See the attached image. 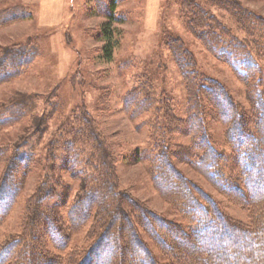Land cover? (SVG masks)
<instances>
[{
	"label": "rangeland",
	"instance_id": "1",
	"mask_svg": "<svg viewBox=\"0 0 264 264\" xmlns=\"http://www.w3.org/2000/svg\"><path fill=\"white\" fill-rule=\"evenodd\" d=\"M109 1L0 0V20L12 10L19 16L0 23V56L18 48L35 53L14 76L0 82V118L7 116L10 105L23 103L26 98L32 107L19 119L0 125V147L11 154L18 148L33 154L23 187L0 223V243L24 234L27 202L39 186H51L55 177L67 186L68 202L58 210L59 215L66 216L80 180L63 169L62 159L81 111L90 116L114 156L119 189L148 210L184 224L173 204L152 182L151 158L156 156L159 144L171 149L175 167L213 196L226 214L244 223L248 220L247 212L176 156L180 147L189 145L190 138L167 123L164 105L169 104L175 119L184 121L188 114V82L168 41L180 43L186 56L193 60L196 73L224 85L248 112L246 85L193 32L189 25L190 4H197L221 21L230 38L243 42L255 38L256 44L249 46H254L253 55L262 72L260 90H264V25L258 26L262 30L260 36L255 32L251 38L246 31L258 24L256 17L264 21V0H112L116 19L111 22L106 18ZM214 2H229L238 8L237 13L232 15ZM245 16L251 21L248 25L239 22ZM135 89L148 90L155 107L132 115L124 98ZM206 119L211 140L224 155H230L224 144L223 124L212 116ZM88 144L76 153L90 170L94 153L90 141ZM6 164L7 161H0V179ZM228 165H233L231 158ZM91 223L72 232L64 251L46 245L48 254L63 256L86 247ZM142 238L157 260L168 263L152 238L143 233Z\"/></svg>",
	"mask_w": 264,
	"mask_h": 264
},
{
	"label": "trees",
	"instance_id": "2",
	"mask_svg": "<svg viewBox=\"0 0 264 264\" xmlns=\"http://www.w3.org/2000/svg\"><path fill=\"white\" fill-rule=\"evenodd\" d=\"M213 4L220 9L224 7L232 15L238 10L229 2ZM190 5L191 29L205 41L211 54L246 85L250 108L245 112L229 90L215 79L200 77L182 45L171 39L169 47L188 82V114L184 121H178L169 104H165V118L190 138L189 145L180 147L176 156L247 212V222L226 214L213 196L175 167L171 149L159 144L156 156L150 159L152 182L173 204L184 224L139 204L119 189L114 156L90 116L81 111L62 159L63 169L80 180L66 216L59 215L58 210L68 202L67 186L55 177L51 186L43 189L39 186L27 202L28 223L24 234L0 243V264H162L142 233L153 239L168 261L166 264H264V90H260L262 72L253 55L254 46H249L256 44L252 37L262 31L258 26L264 25V21L256 17L258 24L246 29L252 39L243 42L230 38L227 27L205 9ZM114 10L115 3L111 0L106 6V18L110 22L116 19ZM11 12L0 23L19 17L14 10ZM239 22L248 25L251 21L245 16ZM34 54L26 48L4 52L0 56V82L14 76ZM22 101L10 105L7 116L0 118V125L32 110L29 99ZM153 102V96L145 89L132 90L124 98L132 115L154 108ZM207 116L223 124L224 144L230 155H224L211 140L206 128ZM88 141L94 153L90 170L76 153L77 149L88 147ZM32 157V153L21 152L19 148L11 154L0 147V161H7L0 179V223L23 187ZM228 158L232 166H227ZM89 221H92L90 241L86 247L63 256L48 254L46 245L64 251L69 247L72 232Z\"/></svg>",
	"mask_w": 264,
	"mask_h": 264
}]
</instances>
